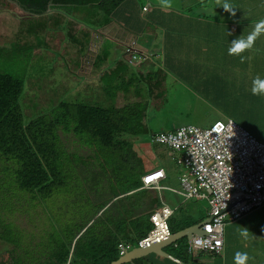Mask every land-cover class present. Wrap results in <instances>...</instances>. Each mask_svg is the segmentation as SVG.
I'll return each instance as SVG.
<instances>
[{
    "label": "trees",
    "instance_id": "obj_1",
    "mask_svg": "<svg viewBox=\"0 0 264 264\" xmlns=\"http://www.w3.org/2000/svg\"><path fill=\"white\" fill-rule=\"evenodd\" d=\"M14 1L22 9L36 15H44L53 9H77L98 3V7L108 16L107 20L123 2ZM56 21L59 22V19ZM220 27L225 35L212 43V46L222 44L218 54L222 60L217 61L220 66L218 73L225 81L237 84L238 78L241 80L244 75L238 76L232 73L230 65L228 67L232 62L230 57H234L228 55V45L241 35L236 32L238 28L230 23H221ZM71 37L73 40L76 38L68 31L67 38ZM18 46L25 45L18 43ZM3 49L0 46V50ZM192 73L181 75V82L190 78L187 85L195 83L198 93L202 95L196 92L198 98H210L216 107H221L218 110H224L226 118L231 117L250 131H255L251 128L254 122L238 109L243 106L225 103L230 102L223 99L226 91L232 94L231 90L225 89L226 84L213 92V81H203L202 75L201 85H198L192 79L196 77ZM118 76L108 73L102 79V82L107 81L104 87L109 96L105 95L108 106L87 100H62L49 113L25 122L20 106L25 79L10 72H0V264H20L18 260L21 257L34 259L36 264H110L122 256L121 245L131 250L139 246L140 240L152 230L151 215L154 205L161 206V200L147 193L144 183L140 182L138 167L141 160L134 159L137 157L134 149L136 141L127 139L128 136L146 135L151 130L145 122L148 107L142 101L123 106L115 104L119 89L124 93L129 92L130 86L146 75H133L130 78ZM116 79L122 81L116 83ZM121 83L128 84L129 88L124 89ZM230 85L226 87L231 89ZM188 89L194 91L191 86ZM84 96L82 93L81 97ZM60 132L71 134L81 144V149L85 148L84 151L88 153H81L80 148L70 150ZM154 133L152 130L153 136ZM254 134L264 142V136ZM171 151L173 156L177 154ZM60 194L65 195V199L80 200L87 194L86 203L90 208L86 209L81 204L77 209L79 218L66 219L61 213L65 208L60 202ZM31 210L36 216L31 218L33 227H21L14 221L16 213ZM39 210L45 213L42 222ZM208 212L209 208L204 217ZM182 217L186 218L183 220ZM182 217V225L174 233L197 223L186 211ZM42 246H46L44 249L47 252L44 254L39 252ZM171 248L182 260H187L189 252L193 250L186 237L172 242ZM37 252L40 254L35 256ZM156 256L152 252L123 264H156L149 260V257Z\"/></svg>",
    "mask_w": 264,
    "mask_h": 264
},
{
    "label": "crops",
    "instance_id": "obj_2",
    "mask_svg": "<svg viewBox=\"0 0 264 264\" xmlns=\"http://www.w3.org/2000/svg\"><path fill=\"white\" fill-rule=\"evenodd\" d=\"M231 3L235 7V16L226 12L221 6H217L216 0H172V6L170 8L162 7L160 0H123L117 10L111 15L110 20H107L108 16L98 7V3L79 6L75 10L85 15L83 19L87 21L86 28L93 29L94 33L92 34L86 28H83L82 21L74 19V22L70 26L76 38L73 40L71 37L69 41H65L70 44L73 43L78 48H75L74 53L68 50L65 60L68 62V68L71 65L69 62H71L74 63L71 67L72 69L77 67L78 70H83V72L90 69L96 70L95 74L84 75L87 83L94 86L98 84L105 86L107 81L102 82V79L108 73L126 78H130L133 75L139 77H145L146 75L145 78H140V81L133 84L134 86H130L129 93L133 92V97L137 98L132 101H127L125 104L142 101L147 104L148 109L151 105L159 107L163 103L162 98L168 82L167 72H173L175 78L178 77L175 71H179L184 76L193 72L192 75L196 77L192 79L198 85H201L203 75V81H213L211 88L213 92H216L219 90V86L231 84L230 81H225L222 77L220 78V73H218L220 66L217 61L220 59V55L218 54L220 53L219 48L221 49L222 45H220L221 43H217L215 46H212V43L215 41V35H225L220 29V24L230 23L234 28H238L236 32L246 36L252 31L254 25L260 19L264 18V0H231ZM53 10L56 11L51 10L46 13H56L57 16H66L70 19L73 17L71 14L64 13L61 10ZM87 15L89 16L88 20ZM79 18L82 19V17ZM95 18H98L99 22H96ZM75 24L79 25V27L77 28ZM80 31H83L84 35L89 36L85 38L84 35L82 36L79 33ZM128 46L132 47L133 52L138 56L134 62H130V54L126 52ZM243 55L251 57V59L241 63L240 57H230L229 60H232V62L228 64V67L230 65L232 73H237L238 76L241 74L248 76L252 72L250 68L252 61L256 62V72H259V68L264 65V35H261L257 39L253 49L245 52ZM61 58L63 59V54ZM178 61H181V65L178 64ZM73 70L79 75L78 70ZM118 81H122V79ZM188 81H190V78L182 82V84L190 88L187 85ZM141 82L147 83L149 87L147 89L149 98L141 94H136L135 86ZM240 82L241 80L238 78L237 84H240ZM63 84H67V82H63ZM226 85L225 89L231 90ZM78 90L80 89H71V93H61L63 90H59L54 94L55 99L58 94L59 97L52 103L51 107H55L62 100L72 101V94ZM119 92H122V95L126 96L123 90L120 91L119 89ZM77 97H80L79 93ZM185 98V103L190 101L194 102V98L197 99L198 96L193 91L191 94V90L189 89ZM199 100H204V98L201 97ZM205 100L210 102L213 107H216V105L212 104L210 98H205ZM101 101L105 102L106 100L102 99ZM46 102L49 103V100L46 99ZM105 104L104 106H108L107 101ZM189 108L193 109V105ZM207 111L210 113L207 120L211 124L216 119H219L210 110L207 109ZM175 123L177 126L172 128L153 131L157 133L159 131L172 130L183 124V122L177 121ZM251 128L255 130L252 131L253 133L256 132L260 136H264V131L259 124L253 123V127ZM152 136V130H150L146 135L140 137L128 136L127 138L132 139L134 142L136 141L134 149L137 157L134 159L139 158L141 160L140 167H138L140 182L143 183L142 177L145 174L163 170L164 176L159 180L157 185L146 187L147 193L152 195V197L160 199V185L164 184L161 187L164 188L175 184L169 196L174 198V200L168 201L165 199L161 201V206L154 205L155 209L153 211L163 206H168L172 209V212L179 213L180 217H182L186 209L188 211L190 210L186 207L184 210H181V207L188 202L196 201L190 199L180 185L179 177L183 168L173 160L171 149L166 145L154 142V136ZM180 191L184 193V196L179 195L181 194ZM175 201L177 202L176 204H174ZM208 208V203L205 201L200 212L203 215L205 213L207 214ZM242 220V224L245 226L250 223H256V228L251 235H254L259 242L260 250L264 255V206L238 220V224ZM126 227L131 228L130 225H126ZM240 229V225L231 227L227 225L224 236V249L220 254H213L198 248H192L193 250L189 252V258L182 260L176 256V252L171 248V242L164 247L165 252L172 256L171 258L157 254L156 257H149V260L156 264H234L233 254L235 249L240 250L241 248L243 251L245 250V247H242V237L239 235ZM232 241H235L234 245ZM187 242H189L188 238ZM251 256L254 257L250 259L249 264H264V261H252L256 259V253H252Z\"/></svg>",
    "mask_w": 264,
    "mask_h": 264
},
{
    "label": "rangeland",
    "instance_id": "obj_3",
    "mask_svg": "<svg viewBox=\"0 0 264 264\" xmlns=\"http://www.w3.org/2000/svg\"><path fill=\"white\" fill-rule=\"evenodd\" d=\"M52 11L55 12L56 10ZM61 11L71 14L73 16L72 19L66 16H57L56 13L36 15L22 9L14 0H2V2H0V46L4 47L3 50H0V72H10L15 76H19L25 79L24 93L20 98V106L24 113L25 122H28L29 120L40 115L49 113L52 109H54L56 106L51 107L52 103L59 97L58 94L57 98L55 99L54 94L61 89L63 90V92L61 93H71V89H80L72 94L74 96L71 97L72 101L87 100L97 104L100 103L101 105H106L105 102L101 100H105V95L109 98L108 94H106V88L104 87V85H91L87 83V80L84 77V75L86 74H95L96 70L90 69L86 72H83V70H78L77 67L73 68L75 70H78V75L71 68L74 63L69 62L71 65L68 68V62L67 60H65L67 58L66 52L70 50L74 53L75 48H78L75 47L73 43L70 44L69 42H66L69 41V39L66 38L68 31H73L70 25L74 22L73 20L76 19L82 21L83 28H86L87 21L83 19L85 15L79 13L73 7L61 8ZM79 17H82V19H80ZM88 18L89 16L87 15V20ZM57 19H59V22L56 21ZM95 20L96 22H99L98 18H95ZM75 26L77 28L79 27V25L76 24ZM86 30L90 31V33L92 34L94 33L93 29L89 27L86 28ZM79 33L82 36L84 35L83 31H80ZM88 36L89 35H84L85 38ZM214 39H222V35H215ZM18 43L25 46L20 47L18 46ZM38 43L40 47H38ZM62 54L63 59L61 58ZM178 64L181 65V61H178ZM250 68L252 72L248 76H242L240 84H231L230 86L232 94L229 95L228 91H226V96L223 99L230 101L225 102L227 104H237L243 106L241 108H238L240 112L244 114L246 118L248 116V119L251 122L259 124L264 131V96H254L251 93L253 78L257 74H259L261 77H264V65L259 68V72H256V62L252 61L250 63ZM167 74L168 82L162 98L163 103L159 105V107L156 105H151L147 110L146 123L151 130L172 128L174 126H177L175 121L183 122V124L192 122L203 127L209 126L211 123L209 120H207V117L210 116V113L207 111V109L210 110L212 114L217 115V117L223 120L226 119L227 116L224 110H218L221 107H213L210 102L206 101L205 99L199 100V98H194V102L190 101L185 103V95L187 94L189 89L185 84H182L181 73H179V71H175L176 76H178L176 78L174 77L173 72H167ZM63 82H67L68 87L67 84H63ZM116 83H120V81L116 80ZM121 84L124 89L129 88L128 84ZM190 86L194 90L193 93H198L195 83L191 84ZM148 88L149 87L146 82H141L140 85L135 86L136 94L140 93L141 95L149 98V93L147 91ZM141 89H143L142 93ZM78 93L80 97H77ZM82 93H84L86 96L81 97ZM125 94L126 96L122 95V92L118 93V97L115 101L118 106H122L127 101H132L137 98L133 97V92L129 93L128 91H126ZM46 99L49 100V103L46 102ZM212 104L215 105L216 103L212 101ZM192 105L193 109L189 108ZM188 113H190L191 115ZM60 133L61 136L67 141V145L69 146L70 150L73 151L77 148H80L81 153H88L87 151H84L85 148H83L84 150L81 149V144L71 134L65 135L62 132ZM163 185L164 184H161L159 188L160 200H174V198L169 196L172 193L175 184L161 188ZM88 191L91 192L90 190ZM180 193L181 194L179 195L184 196L183 192L180 191ZM60 196H62V198H60L62 207L65 208V211L61 213L66 219L73 220L76 217L78 219L79 214L77 209L81 204L86 209L90 208V206L86 203L88 200L87 194L81 200L76 198L65 199L63 197L65 195L61 194ZM176 203L177 202L175 201L174 204ZM204 204L205 201L202 200H197L196 202H188L181 207V210H184L185 207L188 208L190 211L186 209V212L190 214V216H192L198 223L207 218V216L204 217L205 214L203 215L202 212H200ZM253 211L245 214L243 217L248 216ZM67 212L68 215H66ZM154 212L152 213V215L154 214ZM44 214L45 213L39 210V215L42 218L40 222L45 219ZM32 217L36 216L31 210L29 212L23 211L21 213H16L13 219L21 227L29 228L33 227V223L31 222ZM182 218L184 220V218L186 217ZM247 218L251 219L249 217ZM97 222L101 223V221L99 220ZM242 222L243 220L239 221V224L237 221L227 223L225 229L227 225L229 227L240 225L241 228H247L250 231L249 237L247 239H241L242 247H245L244 251H246L249 256L252 253H256L257 257L252 261H264V255L260 250L259 242L256 240L254 235H251V233L256 228V223H250L249 225L245 226L242 224ZM168 224L171 231H174L175 229L181 227L182 219L179 213L173 212L168 219ZM232 244L234 245L235 241H232ZM1 246L2 243L0 240V247ZM44 247L46 246H42L39 251L42 254L47 252ZM238 248H240V246H238ZM237 251L243 250L241 248L240 250L236 248L234 254ZM39 252H37L35 256H38V254H40ZM18 262L20 264L24 262H27L28 264L37 263L36 260L26 257H21Z\"/></svg>",
    "mask_w": 264,
    "mask_h": 264
},
{
    "label": "built area",
    "instance_id": "obj_4",
    "mask_svg": "<svg viewBox=\"0 0 264 264\" xmlns=\"http://www.w3.org/2000/svg\"><path fill=\"white\" fill-rule=\"evenodd\" d=\"M130 62L138 56L128 47ZM154 140L177 154L175 163L183 168L180 182L187 196L208 203V219L202 234H194L189 245L220 254L224 249L225 226L264 206V142L233 118L217 119L209 126L181 125L161 131ZM162 170L143 177L147 186L157 185ZM172 210L163 206L152 215L153 228L139 246H151L171 236L168 219ZM199 241L200 243H197ZM121 253L127 249L121 245Z\"/></svg>",
    "mask_w": 264,
    "mask_h": 264
},
{
    "label": "clouds",
    "instance_id": "obj_5",
    "mask_svg": "<svg viewBox=\"0 0 264 264\" xmlns=\"http://www.w3.org/2000/svg\"><path fill=\"white\" fill-rule=\"evenodd\" d=\"M160 4H161L162 7L170 8L172 6V0H160ZM216 4H217V6H221L226 12H229V13H231V15L235 16V11H234L235 7L231 3V0H216ZM229 35H230V33H229ZM261 35H264V18L260 19L254 25V27L252 28V31L249 32L246 36L245 35H241L238 38H236V39H234V40L231 41L230 46L228 47V55L240 57V62L241 63H244L246 60L251 59V57H247V56H245L243 54L245 52L250 51L251 49L254 48L257 39ZM251 93L254 96H264V77H261L259 74H257L253 78V80H252V87H251ZM219 119H221V118H219ZM185 124H194V123H185ZM182 125H184V124H182ZM180 126H178L177 128H179ZM177 128L172 129L171 131H174ZM164 131H169V130H164ZM159 132H161V131H159ZM153 141H155V140L153 139ZM143 177H142V180H143ZM143 183H144V181H143ZM144 186L145 187H148L145 184H144ZM190 199H192V198H190ZM192 200H200V199H192ZM207 219H208V215H207L206 220ZM151 221L153 222L152 218H151ZM202 225H201V230H202ZM173 233L174 232L172 231L171 235ZM249 233H250V231L247 228L242 227L240 229L239 235L242 238L247 239L249 237ZM197 243H200V242L197 241ZM233 259H234V264H249L250 259H253V258L250 257L249 254L246 251H237V252H235Z\"/></svg>",
    "mask_w": 264,
    "mask_h": 264
},
{
    "label": "water",
    "instance_id": "obj_6",
    "mask_svg": "<svg viewBox=\"0 0 264 264\" xmlns=\"http://www.w3.org/2000/svg\"><path fill=\"white\" fill-rule=\"evenodd\" d=\"M206 220V219H205ZM203 220L200 223H196L195 225L186 227L182 230H179L175 233H173L171 236H169L168 238H165L164 240H162L161 242H157L151 246H136L134 248H132L131 250L126 251L124 254H122V256L111 262L110 264H123L126 262H130L142 255H147L149 253H156L159 255H162L164 257H172L171 255H169L167 252H165L164 247L166 246V244H169L173 241H176L178 239H181L183 237H187L188 240L190 241L191 237L193 234H202V230H201V225L203 224V222L205 221Z\"/></svg>",
    "mask_w": 264,
    "mask_h": 264
}]
</instances>
